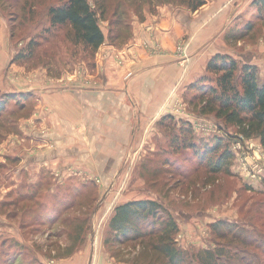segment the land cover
Listing matches in <instances>:
<instances>
[{
	"label": "rangeland",
	"instance_id": "374dc122",
	"mask_svg": "<svg viewBox=\"0 0 264 264\" xmlns=\"http://www.w3.org/2000/svg\"><path fill=\"white\" fill-rule=\"evenodd\" d=\"M59 1L0 0V94L24 93L16 101L9 100L2 109L0 135L11 132L12 123H16L12 119L18 112L25 115L31 111L33 100L30 94L32 93H27L23 87L29 89L31 82L37 79V68L50 67L52 71H48L49 75H62L65 67H91L93 55L91 56L88 48L71 42L68 27L50 26L47 9ZM107 8L108 16L112 11L118 14L121 9H126L124 13L125 17H128L127 20L138 10L131 1L121 3L120 0H109ZM241 11L240 14L237 13L238 16L232 21L231 26L242 27L246 22L251 21L255 28L251 37L234 43L237 54L242 55L235 57L239 64L249 63L255 55L262 56L261 53L264 51V9L261 6L248 4ZM108 16L99 21L101 29L106 34L109 31ZM238 42L241 45L238 46ZM31 43L35 44L33 54L29 57L21 56L26 53L29 46L31 47ZM257 69L258 79L264 80V66L257 65ZM68 72H71L70 68ZM186 109L189 112V120L186 121L191 123L195 136L203 141L212 142L214 135L227 137L234 133V130L229 128L227 133L230 134H226L219 130L214 121L209 122L208 119L198 117L192 106L187 105ZM169 137L167 129L160 126L159 131L152 137L154 150L135 153L133 159L130 156V167L124 166L119 169V173L121 178L129 175L132 179L131 187L134 189L135 197L158 199L164 205L166 212L175 219L177 231L173 239L176 247L185 254L186 263L194 264L196 259H191V256L195 257L199 252L204 255V251L214 248L222 249L224 253L226 251L228 254L226 260L231 259L230 264H255L259 259H264V152L259 142L255 139H245L238 142L240 146L236 147V142L229 141L233 156L230 161V173L226 174L207 172L190 150L184 151V156L175 155L168 145ZM224 143L223 141L220 150L224 147ZM6 155L9 160L5 158ZM20 155L22 156L21 150L16 148L0 149V192L12 184L9 197L13 199L24 191L20 192L21 189L15 188L13 184L16 180L14 162L20 159ZM162 162H166L168 168H164ZM179 165L183 166V169L178 168L180 171L175 168ZM61 176L62 173H59L58 177ZM49 181L54 183L52 175ZM66 187L56 186L55 191L57 193L64 191ZM37 188L41 190L40 197H50L51 194L45 188ZM116 188L117 185L111 184L102 188L92 184L87 187L72 186L70 192L73 203L69 205L65 202L62 206L57 203L56 209L60 214H55L59 215L56 224L53 223V218L49 221L45 217V222L36 219L28 221L33 225L32 228L21 232L25 241H33L35 236L46 238L48 234H52L57 236L56 242L63 243L65 237L76 236L78 231L75 225H67L68 230L62 228L58 232L59 226L74 224L76 219L83 221L87 218L89 228L81 232L84 238L80 245L75 246L79 244L76 241L71 248H62L55 242L47 246H42L40 243L37 245L34 242V247L30 242L27 245L32 249V254L22 250L19 256V249L3 251L6 255L0 257L2 264L17 262L18 264H55L64 258L75 256L81 257V264H163L161 257L152 256L143 249L144 245L139 241L116 244L109 240L105 243L104 240L109 234L108 221L113 205L122 201L107 199L108 192L114 195ZM32 190L37 192L34 187ZM99 207H102V210L99 209L100 213L95 216ZM9 209H12V206ZM219 220L236 224V228L244 227L246 236L242 235V237L251 245L241 244L239 241L225 242L219 230L217 232L212 230V225ZM38 224L43 225L36 227L35 225ZM48 225L53 229L50 233H48ZM155 228L159 229V227ZM3 232L4 234L0 233V239L6 236L2 241H8V234L11 232L8 230ZM51 240L49 236V241ZM224 243H226L224 248H219L223 247ZM228 244L232 246H227ZM233 246H238V250H234ZM31 257L34 258L33 261L30 260Z\"/></svg>",
	"mask_w": 264,
	"mask_h": 264
},
{
	"label": "crops",
	"instance_id": "0c3cea01",
	"mask_svg": "<svg viewBox=\"0 0 264 264\" xmlns=\"http://www.w3.org/2000/svg\"><path fill=\"white\" fill-rule=\"evenodd\" d=\"M130 1L138 10L117 39L109 40L103 31L105 41L94 51L91 67H65L62 75H49L50 67L37 68V79L29 89L23 87L32 93L31 111L19 112L16 130L0 140L1 150L22 152L14 162L15 188L47 186L50 197L42 198L40 193L36 199L48 206L51 215L60 214L56 203L64 198V191L57 193L56 186L111 184L117 188L114 195L108 192L110 201L138 199L132 179L121 178L119 169L130 167L135 153L154 150L152 137L166 116L189 120L183 93L205 73L211 56L241 55L224 33L252 0H204L195 10L177 0ZM261 54L249 64L263 67L264 51ZM197 116L216 123L211 116ZM45 175L48 179L42 178ZM51 175L54 183L49 181ZM11 187L0 192V202L11 199ZM18 217L8 218L1 208L0 233L8 230V237L21 243L47 240L38 236L23 240ZM81 263V257L75 256L55 264Z\"/></svg>",
	"mask_w": 264,
	"mask_h": 264
},
{
	"label": "trees",
	"instance_id": "16d2710c",
	"mask_svg": "<svg viewBox=\"0 0 264 264\" xmlns=\"http://www.w3.org/2000/svg\"><path fill=\"white\" fill-rule=\"evenodd\" d=\"M108 1L60 0L47 9L50 26H67L71 42L74 45L88 48L92 56L94 51L105 41V35L99 21L108 16ZM120 2L130 3L128 0H120ZM177 3L185 4L191 10H195L202 6L205 1L177 0ZM250 5L261 6L264 9V0H252ZM124 11L127 10L121 9L118 14L116 11H112L108 16L109 31L107 38L111 41L117 39L123 27L127 25L128 17H125ZM254 28V23L251 21L246 22L242 27L232 25L225 30L224 38L229 42H237L249 36L251 37ZM34 45L31 43V47L29 46L26 53L21 56H31L34 52ZM257 71L256 65L246 62L239 64L232 55L227 53H216L211 56L207 61L205 73L187 86L183 98L187 105L196 110L197 115L213 117L220 131L230 134L227 133L230 128L234 130V133L227 135V137L214 135L212 136V142H205L200 137L195 136L189 121L175 120L169 115L162 119L159 124L167 129V134H170L168 145L172 153L177 156H184V151L190 150L197 158L198 163L203 164L207 172L229 174L230 161L233 156L229 148V141L237 142L238 140L257 138L264 152V80L260 81L258 79ZM23 95L24 93L22 95L19 93H1L0 113L9 100L16 101L19 96ZM18 114L19 112L12 120L16 121ZM16 123H12L11 132L16 130ZM7 133L9 132L1 134L0 140ZM223 141L225 142L224 147L220 150ZM216 152H218L216 155H212ZM162 164H164V168H168L166 162H162ZM175 168L183 169V166L179 165ZM179 169L178 171H180ZM32 187L37 192H34ZM40 193L41 190L37 186L30 185L14 199L11 197L8 201H2L0 206L5 210L8 218L14 219L19 216L16 220L23 231L33 227L28 221L36 219L45 222L46 220L51 221V218H53V223H55L59 215L48 213V206L42 200L36 199ZM72 201V193L68 186L64 190V198L57 199V203L64 205L65 202H68L70 205L73 203ZM10 206H12V209H9ZM53 207L55 208V205ZM63 223L66 222L63 221ZM43 224L35 226L39 227ZM67 225L76 226L75 228L78 231L76 236L65 237L63 239L64 244L61 245L60 241L56 242L55 237L57 238V236L48 234L44 244H40L47 246L55 242L58 247L71 248L77 241L79 244H75V246L80 245L82 238H84L81 232L89 228L88 219L86 218L83 221L76 219L74 224H61L58 232L62 228L68 230ZM48 226V233H50L53 229H51V225ZM155 227H159V229ZM236 227V224L219 220L212 225V230L216 232L219 230V234L225 239V242L239 241L241 244L250 246L251 244L242 237V235L246 236L244 233L245 228L242 226ZM54 230L56 231V229ZM108 231L109 234L104 240L105 243L109 240L116 244L139 241L144 245L143 249L151 253L152 256L161 257L163 264H188L186 263L185 254L180 248L176 247L173 239L174 233L177 231L176 221L170 213L166 212L164 205L158 199L143 198L118 203L114 206L109 218ZM229 235L231 238L228 237ZM49 236L52 238L51 241L48 240ZM4 238L0 239V257L6 255L3 254V251L17 249L20 250L18 252L19 256L22 254V250L32 254V249L29 248L27 243H21L15 237H9L7 238L8 241H2ZM34 242L31 243L35 247ZM225 244L219 248H224ZM227 246L232 245L228 244ZM233 248L238 250V246H233ZM33 257L30 258L31 261L34 260ZM227 258L226 251L224 253V250L218 248L206 250L204 255L199 252L195 257L191 256V259H196L194 264H230L231 259L226 260ZM0 264H2L1 259ZM255 264H264V259H259Z\"/></svg>",
	"mask_w": 264,
	"mask_h": 264
},
{
	"label": "built area",
	"instance_id": "2783aa9c",
	"mask_svg": "<svg viewBox=\"0 0 264 264\" xmlns=\"http://www.w3.org/2000/svg\"><path fill=\"white\" fill-rule=\"evenodd\" d=\"M238 142H240L239 140L235 143V145H236V147L238 146H240V143H238Z\"/></svg>",
	"mask_w": 264,
	"mask_h": 264
}]
</instances>
